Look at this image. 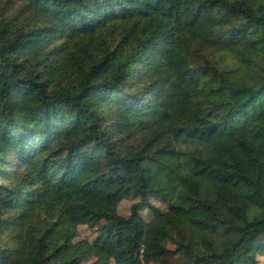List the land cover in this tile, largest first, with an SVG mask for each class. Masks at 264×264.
<instances>
[{
	"label": "trees",
	"instance_id": "1",
	"mask_svg": "<svg viewBox=\"0 0 264 264\" xmlns=\"http://www.w3.org/2000/svg\"><path fill=\"white\" fill-rule=\"evenodd\" d=\"M0 38V264H260L264 0H0Z\"/></svg>",
	"mask_w": 264,
	"mask_h": 264
},
{
	"label": "rangeland",
	"instance_id": "2",
	"mask_svg": "<svg viewBox=\"0 0 264 264\" xmlns=\"http://www.w3.org/2000/svg\"><path fill=\"white\" fill-rule=\"evenodd\" d=\"M1 45H2V39L0 38V46ZM226 58H227V62H229V63H232L234 61L232 54L231 55L226 54ZM136 140L137 139H135V141ZM187 147L188 146H183L182 148H187ZM137 201H138L137 198H131L128 200H124L120 204L119 213L122 215L130 214L132 205ZM151 201L154 204H156L162 208L166 207V203L161 198H159L158 196H153L151 198ZM141 214L143 215V217L146 220H150L152 217L151 211L149 209H145V208L142 209ZM109 224H110L109 221L102 220L95 228H90L87 225L80 226L79 235L77 238L74 239L72 245L77 246L80 243V241H82V240H88L90 242H94L98 238L103 239V240H109L110 237L114 233V229ZM167 245L172 249L176 248L174 244L167 243ZM252 249H253V252L259 258L260 264H264V251L258 245L257 241H255V243L253 244ZM180 260H182L181 254L180 253H174V254L167 255L165 257V262H160L157 264H175L177 261H180ZM110 264H116V263L114 260H112Z\"/></svg>",
	"mask_w": 264,
	"mask_h": 264
}]
</instances>
